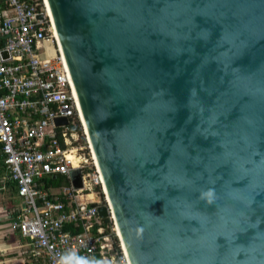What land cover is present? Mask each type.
I'll return each instance as SVG.
<instances>
[{
  "label": "water",
  "instance_id": "water-1",
  "mask_svg": "<svg viewBox=\"0 0 264 264\" xmlns=\"http://www.w3.org/2000/svg\"><path fill=\"white\" fill-rule=\"evenodd\" d=\"M46 1L130 264H264V0Z\"/></svg>",
  "mask_w": 264,
  "mask_h": 264
},
{
  "label": "built area",
  "instance_id": "built-area-1",
  "mask_svg": "<svg viewBox=\"0 0 264 264\" xmlns=\"http://www.w3.org/2000/svg\"><path fill=\"white\" fill-rule=\"evenodd\" d=\"M80 113L45 0H0V159L21 201L10 230L28 241L33 264H129L109 209L111 225L99 216L107 199H93L103 183ZM55 175L65 182L44 189Z\"/></svg>",
  "mask_w": 264,
  "mask_h": 264
},
{
  "label": "crops",
  "instance_id": "crops-1",
  "mask_svg": "<svg viewBox=\"0 0 264 264\" xmlns=\"http://www.w3.org/2000/svg\"><path fill=\"white\" fill-rule=\"evenodd\" d=\"M44 182L45 187L46 179ZM6 183L4 172V176H0V192L7 189ZM12 196L14 198H0V264H33L28 241L10 230V223L21 208L20 199Z\"/></svg>",
  "mask_w": 264,
  "mask_h": 264
},
{
  "label": "rangeland",
  "instance_id": "rangeland-1",
  "mask_svg": "<svg viewBox=\"0 0 264 264\" xmlns=\"http://www.w3.org/2000/svg\"><path fill=\"white\" fill-rule=\"evenodd\" d=\"M78 139H79L80 142H78V144H77L76 146H77V147H82V149H81V150H78V152H79V154H81V155H85L86 159L88 160V161L86 162V164H85V169L87 170V169H89L90 167H92V163H91V159L89 158V156H87V152H86V150H85V148H84V146H83V142H85V138H84L83 134H82V136H81V135L78 136ZM82 141H83V142H82ZM88 155H89V151H88ZM1 175H2V174H1ZM98 187H99V186H98ZM93 190L97 191V192H96V196L93 197V199L95 200V202H97V201L105 202V198H106V196L103 194L101 188L99 187V188H96V189H93ZM98 192H99V193H98ZM0 195H1L0 198H3V199L8 198V197H10V198H14V196H12V195L10 194V192H9L7 189L1 191V192H0ZM113 225H114V222L112 223V226H113ZM113 229H114V228H112V230H113ZM113 233H114V236L116 237L114 231H113ZM12 239H13V238H12ZM12 239H11V240H12ZM115 239L118 241L117 237H116ZM15 255H16V254H15ZM0 258H1V256H0Z\"/></svg>",
  "mask_w": 264,
  "mask_h": 264
},
{
  "label": "trees",
  "instance_id": "trees-1",
  "mask_svg": "<svg viewBox=\"0 0 264 264\" xmlns=\"http://www.w3.org/2000/svg\"><path fill=\"white\" fill-rule=\"evenodd\" d=\"M1 174H2V176H4V165L2 163V160L0 159V176H1ZM64 182H65V180L63 179V177H61L59 175L51 176V177L46 179V184H45L44 189L45 188H57V187L61 186ZM6 186H7L6 188L8 189V191L12 195H17V188L13 182L7 180ZM103 223L105 226L111 225V221L107 218L103 219ZM67 229H69V228H67Z\"/></svg>",
  "mask_w": 264,
  "mask_h": 264
},
{
  "label": "bare ground",
  "instance_id": "bare-ground-1",
  "mask_svg": "<svg viewBox=\"0 0 264 264\" xmlns=\"http://www.w3.org/2000/svg\"><path fill=\"white\" fill-rule=\"evenodd\" d=\"M45 3H46V5H47V12H48V15H49V17H50V20H51V23H52V30H53V34H54V37L56 38V40L58 41V38H57V33H56V30H55V27H54V24H53V22H52V17H51V13H50V10H49V6H48V4H47V1L45 0ZM58 44H59V41H58ZM60 46V45H59ZM80 119H81V123L83 124V127H84V133H85V135H86V137H87V134H86V127H85V124H84V121H83V118H82V114L80 113ZM92 150V149H91ZM92 157H93V159H94V163H95V165H96V167H97V162H96V159H95V156H94V153L92 152ZM102 180V179H101ZM102 187H103V189H102V191H103V194L106 196V191H105V188H104V186H103V184H102ZM106 199H107V197H106ZM108 200V199H107ZM112 215V214H111ZM113 218V217H112ZM113 221H114V219H113ZM115 224V223H114ZM115 231H116V234H117V236L119 237V239H120V234H119V231H118V229L116 228V226H115ZM121 241V240H120ZM122 244V243H121ZM123 247V246H122ZM124 249V248H123ZM125 255H126V253H125ZM129 262V261H128ZM129 264H130V262H129Z\"/></svg>",
  "mask_w": 264,
  "mask_h": 264
}]
</instances>
